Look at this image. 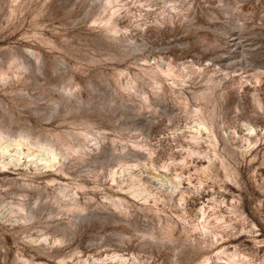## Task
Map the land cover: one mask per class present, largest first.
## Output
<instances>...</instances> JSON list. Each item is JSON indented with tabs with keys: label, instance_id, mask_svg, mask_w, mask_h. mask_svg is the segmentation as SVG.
Wrapping results in <instances>:
<instances>
[{
	"label": "rangeland",
	"instance_id": "rangeland-1",
	"mask_svg": "<svg viewBox=\"0 0 264 264\" xmlns=\"http://www.w3.org/2000/svg\"><path fill=\"white\" fill-rule=\"evenodd\" d=\"M0 132V264H264V0H0Z\"/></svg>",
	"mask_w": 264,
	"mask_h": 264
},
{
	"label": "bare ground",
	"instance_id": "bare-ground-1",
	"mask_svg": "<svg viewBox=\"0 0 264 264\" xmlns=\"http://www.w3.org/2000/svg\"><path fill=\"white\" fill-rule=\"evenodd\" d=\"M0 133H1V132H0ZM2 134H3V133H2ZM2 136H3V135H2ZM2 138H3V137H2ZM0 140H2V139H0ZM17 144H19V143H17ZM6 145H7V144H6ZM6 145H5V146H6ZM8 146H9V145H8ZM17 146H18V145H17ZM4 149H5V148H4ZM19 150H20V149H19ZM19 150L17 149V151H19ZM1 152H2V151H1ZM1 152H0V154H1ZM6 152H7V151H6ZM20 153H21V152H20ZM20 153H19V154H20ZM48 153H50V152H48ZM3 154H4V153H3ZM17 154H18V153H17ZM17 154H16V155H17ZM52 154H53V153H52ZM20 155H21V154H20ZM30 155H32V154L30 153ZM49 156H50V155H49ZM2 157H3V156H2ZM17 157H18V156H17ZM47 157H48V155H47ZM15 158H16V157H15ZM40 159H41V158H40ZM44 159H45V157H44ZM46 159H47V158H46ZM46 159H45V160H46ZM48 159H49V158H48ZM53 159H54V158H53ZM46 161H47V160H46ZM48 161H49V160H48ZM52 161H53V160H52ZM50 162H51V161H50ZM50 162H49V163H50ZM51 163H52V162H51Z\"/></svg>",
	"mask_w": 264,
	"mask_h": 264
}]
</instances>
